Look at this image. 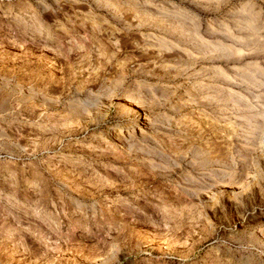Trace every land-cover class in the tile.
<instances>
[{"label":"rangeland","instance_id":"374dc122","mask_svg":"<svg viewBox=\"0 0 264 264\" xmlns=\"http://www.w3.org/2000/svg\"><path fill=\"white\" fill-rule=\"evenodd\" d=\"M0 264H264V0H0Z\"/></svg>","mask_w":264,"mask_h":264}]
</instances>
